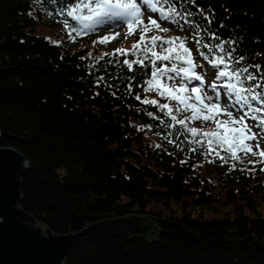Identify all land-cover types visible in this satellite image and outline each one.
<instances>
[{"label":"trees","instance_id":"trees-1","mask_svg":"<svg viewBox=\"0 0 264 264\" xmlns=\"http://www.w3.org/2000/svg\"><path fill=\"white\" fill-rule=\"evenodd\" d=\"M36 1L76 26L67 12L80 2L0 0V144L30 162L20 206L56 234L133 212L160 220L156 241L87 240L64 264H264V161L239 153L232 159L217 147L221 160L192 144L188 123L142 103L151 100L143 90L150 60L128 71L123 61L142 59L140 53L89 54L54 43L36 33L43 18ZM177 8L194 14L179 28L201 58L219 55L215 46L225 41L226 50L235 49L231 67L256 76L244 86L259 83L256 91L264 93V0H177ZM162 63L170 65L157 67Z\"/></svg>","mask_w":264,"mask_h":264},{"label":"snow or ice","instance_id":"snow-or-ice-1","mask_svg":"<svg viewBox=\"0 0 264 264\" xmlns=\"http://www.w3.org/2000/svg\"><path fill=\"white\" fill-rule=\"evenodd\" d=\"M185 2L192 5L195 4V0H185ZM142 9L145 11L150 10L151 13H158L159 19L161 20L173 21L177 24H179L181 20L186 21L187 17L194 15L189 12L187 8L181 13L177 8V0H139V2L138 0H87V2H85V0H80L79 3L67 12V16L78 22V27L72 28V31L77 35L95 30L97 26L104 25L110 21L127 23L130 30L129 34H131L134 24H137V22L143 24L141 19L143 16ZM85 12L86 14H84ZM149 22L161 32L168 31L167 28H161L156 20L151 19V16L149 17ZM210 23L211 21H209V24ZM65 26L69 27L67 21L65 22ZM150 30L151 29L147 27L144 28V32ZM212 38L218 39L215 33L212 34ZM107 41L108 37L99 40L100 43H105ZM143 41L144 35L142 34L141 42ZM157 41L161 42V53L158 54L151 48H145L143 50L142 59L133 61L125 59L123 61V64L127 66V70L132 71L134 64L143 66L145 60H150L152 70L150 78L145 81L147 86L144 87V92L155 91L162 97L168 96L170 99L177 101L178 107L175 109L177 112L192 109V115L186 119H200L203 111L208 110L209 114L203 115L202 118L205 121L213 120L216 125L214 130L201 133L199 129L187 128V132L193 137L191 143L199 146L206 145L208 155L215 153L221 160L225 159L220 155L219 151H215L213 147L215 145L230 153V158L232 159H239L238 152H250L253 156L259 155L261 160L264 161V151H253L251 145L247 143L248 141L257 140L258 134L253 132L251 127L246 123L248 119L255 120L257 122L256 127L264 133V93L256 91V87H261L259 83L252 88L244 86L245 80L251 81L256 79V76L249 72L248 67H231L235 49L229 47L226 50V42L220 40L215 46L219 55L214 56L209 61L214 66L220 67L216 75V80H220L221 78L225 80L223 87L226 88L225 95L228 98V103L222 106L220 104L219 92H216L215 96H209L204 92L202 87L204 83L203 78L196 72L195 69L197 65L193 62L191 52L185 46L183 38L172 37L164 40L162 37L155 36L151 38L153 48ZM175 41H179L177 48L164 47L165 44L172 45ZM234 42V40H231L228 43ZM197 44H200L199 40H197ZM205 47H207V45H205ZM138 48L139 45L134 44L133 52ZM179 49H182V51ZM116 51L123 55H127L126 51L120 49ZM211 51H213V49L209 48V52ZM149 52H151V56L148 55ZM201 55H204V53H201ZM204 58L206 60L209 59L207 55H204ZM244 59L243 56H240L235 63L239 64L240 61ZM157 61H167L170 63V66L162 63L160 67H157ZM253 67L257 70L260 68L259 65H254ZM170 73L174 75H170ZM176 77H179L181 80L179 86L170 84ZM262 79H264V77H262ZM192 80L200 81V86L191 87L189 91L188 83ZM103 81L104 78L101 76L96 81V85L99 86ZM211 87L215 90L216 84L213 83ZM130 88L131 86H129V90ZM178 93H180V95H178ZM136 99L140 100V96L137 95ZM193 99L196 103H190ZM253 102H256L259 106H253ZM142 103L156 105L162 111L167 110L165 115L171 116V119L177 124L186 126V119H178L177 116L173 115V109L170 108L168 104H158L156 100L147 98H145ZM236 105H239V110L242 112L239 120L233 117L232 111L230 110ZM221 115L226 116L227 119H215V117ZM233 125H239V127H234ZM221 128H223V131L220 130ZM257 148H259L258 143ZM191 150L196 151L195 148ZM181 163H184V161H181Z\"/></svg>","mask_w":264,"mask_h":264},{"label":"water","instance_id":"water-1","mask_svg":"<svg viewBox=\"0 0 264 264\" xmlns=\"http://www.w3.org/2000/svg\"><path fill=\"white\" fill-rule=\"evenodd\" d=\"M4 136L0 131V139ZM29 166L22 152L0 144V264H64L70 251L87 240L123 235L157 240L160 220L135 212L56 234L20 206L22 175Z\"/></svg>","mask_w":264,"mask_h":264},{"label":"rangeland","instance_id":"rangeland-1","mask_svg":"<svg viewBox=\"0 0 264 264\" xmlns=\"http://www.w3.org/2000/svg\"><path fill=\"white\" fill-rule=\"evenodd\" d=\"M139 2V0H138ZM34 6L38 7L43 12V18L41 22L37 25L36 33L46 36L49 40L54 43L65 44L69 47H73L75 50L83 49L84 51H88L89 54H92L97 51H105L107 49H120L122 51H133V45L138 44V49L151 48L153 51L159 50V46H161V42L157 41L155 47L153 48L151 44V38L155 36L162 37L164 40L172 38V37H180L184 36V44L191 52V58L193 62L197 65L195 69L196 72L202 76L203 78V90L209 96H215L216 92L220 93V104L223 106L228 103V98L226 97V88L223 87L225 84V80L221 78L220 80H216V75L220 70L219 66H212L209 62L203 60L195 50L194 44L190 40V36L186 30H181L178 26H175L173 21H169L172 23H168L165 20L159 19L158 13H151L150 10H143V16L141 17L143 24L137 22V24L133 25V30L131 34H129L130 30L127 26V23L120 21H110L104 25L97 26L94 30L84 32L80 35H77L72 31L73 27L76 26L75 23H71L66 19H57L50 17L46 9L39 7V1L33 3ZM157 21L160 24L161 28H167L168 31L161 32L157 30L154 26H152L149 22V17ZM161 20V21H160ZM67 21L69 27L65 26V22ZM165 21V22H164ZM177 24V23H176ZM180 24V23H179ZM177 24V25H179ZM147 27L151 29L150 31L144 32V28ZM118 34V35H117ZM144 35V41L141 42V35ZM108 37V41L105 43H100L99 40L101 38ZM115 37V38H113ZM179 45V41H175L172 45ZM164 46L168 45L165 44ZM137 49V50H138ZM182 50V49H181ZM198 70V71H197ZM170 75H174L171 74ZM168 83L167 81H164ZM186 82V81H185ZM180 79L176 77L170 84L179 86ZM215 83L216 89L213 90L211 85ZM200 86V81H196L192 84H188L189 91L191 87ZM149 95L151 99L159 101L163 104H168L170 108L173 109V115L177 116L182 112L185 115L190 114L188 117L192 115V109L181 110L177 112L175 109L178 107L177 101L170 99L168 96H160L155 91H150ZM180 95V93H178ZM190 103H196L193 99ZM253 106H259L256 102H253ZM232 111L233 117L239 120V117L242 115V112L239 110V105H236L234 108L230 109ZM177 114V115H176ZM208 110H204L201 114L200 119H187V122L194 126L195 128L200 129L202 132L204 131H212L215 129L216 125L213 120L205 121L203 120V115H208ZM181 119V118H179ZM215 119L225 120L226 116H218ZM249 127H251L252 131L258 134L257 140L248 141L252 147L253 151H264V133L260 131L258 127H256V121L252 119H248L246 121ZM234 127H239V125H233ZM223 131V128L220 129ZM257 143L259 144V148H257ZM216 150L217 146H213ZM239 155L248 156L249 159L252 158L251 161L254 163L261 162V157L258 158L259 155L253 156L250 152H238ZM237 153V154H238ZM264 171V169H263ZM262 180L264 182V172L261 174ZM260 204L258 205V210L264 215V200H260ZM230 204H226L225 206H229Z\"/></svg>","mask_w":264,"mask_h":264}]
</instances>
